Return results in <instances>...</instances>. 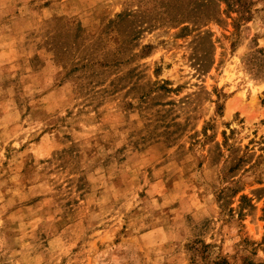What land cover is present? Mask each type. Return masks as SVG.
Returning <instances> with one entry per match:
<instances>
[{"label":"rangeland","instance_id":"374dc122","mask_svg":"<svg viewBox=\"0 0 264 264\" xmlns=\"http://www.w3.org/2000/svg\"><path fill=\"white\" fill-rule=\"evenodd\" d=\"M0 264H264V0H0Z\"/></svg>","mask_w":264,"mask_h":264}]
</instances>
